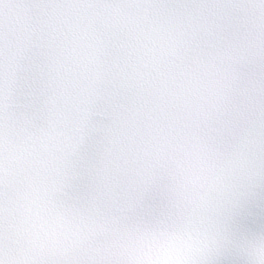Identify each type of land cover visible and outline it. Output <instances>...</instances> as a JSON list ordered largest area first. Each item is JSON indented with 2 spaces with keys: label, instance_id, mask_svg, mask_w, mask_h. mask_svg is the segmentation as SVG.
<instances>
[{
  "label": "snow or ice",
  "instance_id": "1",
  "mask_svg": "<svg viewBox=\"0 0 264 264\" xmlns=\"http://www.w3.org/2000/svg\"><path fill=\"white\" fill-rule=\"evenodd\" d=\"M0 264H264V0H0Z\"/></svg>",
  "mask_w": 264,
  "mask_h": 264
}]
</instances>
